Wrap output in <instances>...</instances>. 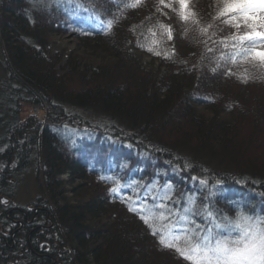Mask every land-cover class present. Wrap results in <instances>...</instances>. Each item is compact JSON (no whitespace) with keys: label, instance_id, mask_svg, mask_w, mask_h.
<instances>
[{"label":"trees","instance_id":"obj_1","mask_svg":"<svg viewBox=\"0 0 264 264\" xmlns=\"http://www.w3.org/2000/svg\"><path fill=\"white\" fill-rule=\"evenodd\" d=\"M128 2L0 0V114L14 113L17 130L0 138V158L33 160L54 222L52 252L36 245L25 264H188L140 217L169 240L200 225L222 232L215 225L238 213L264 217V67L233 64L211 40L206 47L197 24L168 8L162 15L158 0ZM216 2L191 0L200 26ZM158 21L173 27L172 41L153 44ZM69 30L111 59L85 68L70 59L58 70L62 52L51 53L48 39ZM212 31L219 40L234 29L217 21ZM22 101L48 120L22 117ZM0 169L5 181L12 172Z\"/></svg>","mask_w":264,"mask_h":264},{"label":"snow or ice","instance_id":"obj_2","mask_svg":"<svg viewBox=\"0 0 264 264\" xmlns=\"http://www.w3.org/2000/svg\"><path fill=\"white\" fill-rule=\"evenodd\" d=\"M141 4L142 0H129L125 7L136 8ZM164 8L175 12L182 22L191 21L197 24L198 31L206 37L203 41L206 47L211 40L213 44L229 49L231 55L226 58L233 64L239 62L241 65L264 67V0H217L212 22L203 26H200L199 20L193 19L196 13L192 9L191 0H158L157 11L166 15ZM217 21L230 26L234 31L229 36L212 40L215 34L212 29ZM106 26L111 28L112 21H108ZM149 31L152 32L151 29ZM156 32L161 39L154 40V45L163 43L164 39L173 40V31L169 24L158 21L152 34L155 35ZM146 50L161 55L153 47ZM164 55L167 57V53ZM212 71L215 72L216 68ZM244 71L247 73V69ZM226 74L234 73L229 70ZM247 78H243L245 82ZM110 191L116 192L117 189L112 188ZM212 215L211 212L208 213L209 217ZM140 219L149 226L154 236H160V245L174 250L188 264H264V217L238 213L237 219L225 218L223 223L215 225V228L223 229L222 232L205 229L200 225L181 235H173L171 240L152 228L148 217L141 216ZM237 229L238 232L233 235V231Z\"/></svg>","mask_w":264,"mask_h":264},{"label":"flooded vegetation","instance_id":"obj_3","mask_svg":"<svg viewBox=\"0 0 264 264\" xmlns=\"http://www.w3.org/2000/svg\"><path fill=\"white\" fill-rule=\"evenodd\" d=\"M9 180L6 178L4 181L0 177V252L7 251L5 256L2 254L4 257L0 258V264H19L20 255L26 254L28 259L20 262L25 264L31 261L36 245L41 250L52 252L50 234L54 222L45 202L16 201V186ZM6 182L9 183L7 187Z\"/></svg>","mask_w":264,"mask_h":264},{"label":"rangeland","instance_id":"obj_4","mask_svg":"<svg viewBox=\"0 0 264 264\" xmlns=\"http://www.w3.org/2000/svg\"><path fill=\"white\" fill-rule=\"evenodd\" d=\"M202 1V0H201ZM172 31L173 27H172ZM50 42L47 46L48 50L51 53L56 52H62V59L60 61V66L58 67V70H63L68 65V60L71 59L76 65H78L80 68H85L88 66L95 67L97 66V63H104L108 59V54L106 53H99L95 50V47L93 45V42H90V44L86 43L83 40H80L78 37L74 36L70 32H62V33H56L54 35H51ZM2 47L0 48V78L4 73L6 74V66L3 62V55H1ZM111 59V55H110ZM108 59V60H110ZM142 63L144 64L147 69L156 70L158 68L159 62L158 60H153L152 56L145 53L142 55L141 58ZM250 88H246L241 86V92L249 94ZM255 89L252 88V91ZM28 107H23L21 115L22 117L28 116ZM1 147V146H0ZM2 148V147H1ZM1 151V150H0ZM2 152V151H1ZM62 177H67V174H61ZM25 178L22 181L23 186V192L20 195L22 199H26L25 201L30 202V200H37L38 202L44 203L46 202V206L48 205V200L45 197V193L42 192L38 187V177L35 172L29 170V172L24 175ZM88 187L84 188L83 193L87 194L90 193ZM48 207V206H47ZM103 252H106L108 249V246L103 247ZM20 264V262H19Z\"/></svg>","mask_w":264,"mask_h":264},{"label":"bare ground","instance_id":"obj_5","mask_svg":"<svg viewBox=\"0 0 264 264\" xmlns=\"http://www.w3.org/2000/svg\"><path fill=\"white\" fill-rule=\"evenodd\" d=\"M76 15H79L80 13H75ZM68 32L72 33L74 36L77 37V35H75L73 30H69ZM50 38L48 39V44L50 42ZM47 44V46H48ZM1 55L2 52H1ZM4 75H2V77L0 78V85L4 82L3 80ZM2 100V96H0V101ZM25 102L22 101L21 104H23V107H28L29 111L31 112V114L33 116H35V118H37L38 120H40V122L45 123L48 120V111L46 109L40 108L38 105L36 104H24ZM22 107V108H23ZM4 112H6V116L5 119H3L2 115L0 114V138L2 137L3 134H6L7 132L13 133L15 134L17 132V130H15V127L12 126V122L15 119V114L11 113L8 110L2 109ZM22 112V109H21ZM62 132H65L64 130ZM66 137V135L64 136V138ZM33 160L23 166L19 165L18 163L15 164V161L10 158L7 160V158H2L1 160V167L4 171L7 172H12V174L8 173L7 177L9 180V183H13L14 186H16V190H17V196L15 197L16 201H23L22 197L20 196L22 194V190H23V186L24 184H22L23 179L25 178L24 175H26L29 170L31 169V164ZM6 186V185H5ZM28 259V256L26 254H21L19 257V262L21 261H25ZM77 262V261H75ZM74 262V263H75ZM80 264V263H77Z\"/></svg>","mask_w":264,"mask_h":264}]
</instances>
